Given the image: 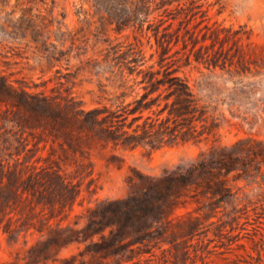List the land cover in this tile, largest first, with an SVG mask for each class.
Returning a JSON list of instances; mask_svg holds the SVG:
<instances>
[{
  "label": "rangeland",
  "instance_id": "1",
  "mask_svg": "<svg viewBox=\"0 0 264 264\" xmlns=\"http://www.w3.org/2000/svg\"><path fill=\"white\" fill-rule=\"evenodd\" d=\"M98 1L0 0V264H264V0L164 14L165 55L157 19L117 30ZM197 164L229 189L171 181L116 221Z\"/></svg>",
  "mask_w": 264,
  "mask_h": 264
},
{
  "label": "trees",
  "instance_id": "2",
  "mask_svg": "<svg viewBox=\"0 0 264 264\" xmlns=\"http://www.w3.org/2000/svg\"><path fill=\"white\" fill-rule=\"evenodd\" d=\"M97 8L100 11H106L111 19V23H115V28L117 30H122L129 26L142 27L145 23H148L150 28L154 21L157 19L159 23H156L152 27L154 30L156 42L158 47L161 48V54L165 55L167 53V48L173 39V35L180 37V28H175L174 31L168 30V26H164L161 29V25L164 23V14H173L174 18H179L180 16L195 15L202 8V3L199 0H99L96 3ZM182 19L180 20L181 23ZM172 37V38H171ZM171 38V39H170ZM208 38L212 39L210 44L204 42L203 46H210L214 44L216 40L221 38L220 29H211L204 34L203 39L206 41ZM179 41V38L177 39ZM175 101L174 105L170 110V115L176 116V119L180 123H184L187 127L185 129L183 139L189 140L191 138L197 137V130L194 128V124L191 120L196 112L201 111L199 108L195 95L188 84L183 78H178V82L174 86ZM28 105V104H27ZM189 180L190 185L198 186L201 188H208L215 193H224L229 189V186L225 181L220 179V183L216 184L218 176L211 169L207 173L205 168L202 169L201 164L193 165L187 169V173H179L176 177H169L167 180L158 179L151 186V191L149 197H135L131 201L124 204L122 211L120 212L117 208H112L117 217L116 221L120 219H131L137 218V207L140 209H145L148 206H153L156 203V199H159V195L163 190L169 188V182L171 181H184ZM197 176V177H196ZM153 195H156L155 198ZM154 197V198H153ZM124 212L125 214H121Z\"/></svg>",
  "mask_w": 264,
  "mask_h": 264
}]
</instances>
